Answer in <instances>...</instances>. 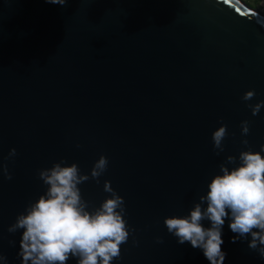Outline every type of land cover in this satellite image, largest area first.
I'll list each match as a JSON object with an SVG mask.
<instances>
[{"label":"water","instance_id":"obj_1","mask_svg":"<svg viewBox=\"0 0 264 264\" xmlns=\"http://www.w3.org/2000/svg\"><path fill=\"white\" fill-rule=\"evenodd\" d=\"M260 101L264 11L241 0H0V165L11 174L0 169V254L21 264L23 230L7 229L46 192L40 170L63 159L90 175L103 155L99 183L78 187L90 211L110 197L105 181L124 199L130 235L111 264H209L164 220L189 215L227 156L231 169L241 151L261 150L264 107H248ZM229 223L224 264H264L251 237L232 242Z\"/></svg>","mask_w":264,"mask_h":264},{"label":"clouds","instance_id":"obj_2","mask_svg":"<svg viewBox=\"0 0 264 264\" xmlns=\"http://www.w3.org/2000/svg\"><path fill=\"white\" fill-rule=\"evenodd\" d=\"M47 3L60 6L69 0H46ZM255 90L247 91L242 99L252 100ZM253 115L259 114L264 101L249 104ZM242 135L249 131V121L241 122ZM227 125H222L212 134L216 154L224 151L227 137ZM245 146L248 140L241 141ZM79 147V145H78ZM264 145L260 151L250 148L239 153L237 158L227 156L222 163V174L215 175L207 185L206 195L199 197L186 216H171L164 220L167 232L176 237L179 244L190 242L194 249H200L209 264H224L226 255L222 250V230L225 219L230 220V230L237 234L232 238L247 240L248 248L259 253L264 259ZM16 150L11 149L9 157ZM105 156L95 161L90 175L81 174L76 163L68 165L65 160L53 164L51 168L38 172L39 179L47 186L44 194L30 203L24 213L17 216L7 231L16 233L23 230L18 256L21 264H67L71 258L77 264H111L121 257V245L128 241L130 231L125 203L122 196L111 187L110 181L104 182V191L110 193L102 204L89 210V203L82 198L78 185L90 178L99 183L108 168ZM5 177L11 179L6 165H0ZM206 202V208L202 207ZM209 221L205 227L203 221ZM134 232L135 229H132ZM163 243V238H157ZM10 245L15 244L9 241ZM0 262L8 264L7 257L0 254Z\"/></svg>","mask_w":264,"mask_h":264},{"label":"rangeland","instance_id":"obj_3","mask_svg":"<svg viewBox=\"0 0 264 264\" xmlns=\"http://www.w3.org/2000/svg\"><path fill=\"white\" fill-rule=\"evenodd\" d=\"M246 6L264 11V4L254 2L253 0H241Z\"/></svg>","mask_w":264,"mask_h":264},{"label":"crops","instance_id":"obj_4","mask_svg":"<svg viewBox=\"0 0 264 264\" xmlns=\"http://www.w3.org/2000/svg\"><path fill=\"white\" fill-rule=\"evenodd\" d=\"M254 2H259L260 4H264V0H253Z\"/></svg>","mask_w":264,"mask_h":264},{"label":"snow or ice","instance_id":"obj_5","mask_svg":"<svg viewBox=\"0 0 264 264\" xmlns=\"http://www.w3.org/2000/svg\"><path fill=\"white\" fill-rule=\"evenodd\" d=\"M226 2H228V0H226ZM237 11H239V9H237ZM241 14H244V13H241Z\"/></svg>","mask_w":264,"mask_h":264}]
</instances>
